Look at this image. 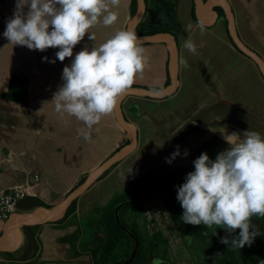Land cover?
Here are the masks:
<instances>
[{"label": "crops", "instance_id": "0c3cea01", "mask_svg": "<svg viewBox=\"0 0 264 264\" xmlns=\"http://www.w3.org/2000/svg\"><path fill=\"white\" fill-rule=\"evenodd\" d=\"M145 1L146 11L135 28L138 38L149 36L142 34L150 31L170 33L176 38L178 57L173 66L169 44H141L149 57V67L128 89L165 92L174 86V90L162 99L123 97L115 111L103 116L94 126L98 131L93 133V139L85 142L82 135L87 131L85 125L74 117H61L54 105L46 102H51L62 85L63 68L70 65L77 52L84 47H98L118 30L130 29L136 17H131L132 0H121L119 7L113 9L119 14L113 25L106 27L98 23L89 30L95 34L94 41L86 34L74 47L73 57L64 61L56 59L55 63L51 61L58 48L44 52L30 50L9 44L3 37L16 3V0H4L0 21V94L8 90L10 77L18 75L29 80V96L23 104L0 98V196L9 190L25 189L28 196L39 198L52 208L31 216L16 212L8 221L0 217V233L26 228L48 216L89 174L129 146L131 136L121 125L120 117L134 133L137 147L76 199L79 226L52 225L67 208L56 220L30 230H37L36 242L30 249L26 235L30 231L1 242L0 264H91L87 251L102 243L103 234L98 228L88 229L85 220L133 183L186 177L194 171L189 155L176 157L173 164L166 162L177 145L183 153L187 145H193L197 134L210 127L228 131L232 127L242 130L245 126L264 129V79L257 64L231 43L221 4L213 0L198 10L195 0ZM227 1L238 37L264 61V0ZM137 3L138 14V0ZM219 7L224 17L213 13ZM188 25H192L191 29ZM189 38L203 45L196 54L183 47ZM177 165L179 169L174 170ZM143 220L149 234L160 231L167 237L172 263L195 264L160 198L146 203ZM75 236L79 241L73 248L71 240ZM8 254L13 256L12 260Z\"/></svg>", "mask_w": 264, "mask_h": 264}, {"label": "clouds", "instance_id": "9594fccd", "mask_svg": "<svg viewBox=\"0 0 264 264\" xmlns=\"http://www.w3.org/2000/svg\"><path fill=\"white\" fill-rule=\"evenodd\" d=\"M121 0H16L13 16L7 20L3 37L9 44L30 50L58 48L55 60L73 57L74 47L85 35L95 40L89 30L102 23L111 26L118 20ZM27 9V11H25ZM192 25H188L191 29ZM200 31H204L201 24ZM191 38L183 47L196 54L199 47ZM48 60V57H44ZM149 57L137 33L130 29L116 31L98 47H84L62 71V85L51 102L61 117H74L82 122L83 140L88 142L97 132L102 117L111 114L120 97L137 77L149 67ZM228 148L211 159L202 152L193 161L194 171L187 173L184 183L177 186L176 199L186 224L205 225L216 235V228L238 235L221 243L231 248L251 246L260 230L251 218L264 217V134L250 130L225 136ZM187 156L180 146L167 163L178 156ZM250 229H252L250 231ZM153 264H162L157 258ZM264 264V262H261Z\"/></svg>", "mask_w": 264, "mask_h": 264}, {"label": "trees", "instance_id": "16d2710c", "mask_svg": "<svg viewBox=\"0 0 264 264\" xmlns=\"http://www.w3.org/2000/svg\"><path fill=\"white\" fill-rule=\"evenodd\" d=\"M3 7L4 0H0V21ZM137 9V0H132L131 17L136 16ZM217 11L220 13L219 17H224L223 9L217 8ZM193 18L196 19L194 11ZM154 33L157 31L142 35ZM233 46L240 52L234 44ZM28 96L29 80L18 75L10 77L8 90L0 94V98L15 104L27 102ZM117 165L118 163L105 171L97 181L105 178ZM184 181L185 177L171 176L154 182L133 183L115 194L104 206L95 209L84 224L88 229L98 228L103 234V241L87 251L91 264H153V260L157 258L162 264H175L170 261L167 237L160 231L149 234L146 228L147 222L142 219L144 221L142 224L141 221V217L146 212V203L154 198H160L167 207L171 222L180 233L195 264H261L264 262L263 237L257 236L251 246L246 245L242 249H235L221 243V238L227 237L231 240L238 235L239 229L235 233H228L224 229L222 234L214 235L203 224L191 225L182 221L183 209L176 199L177 191L164 189L171 186L177 187ZM82 183L83 181L80 184ZM76 204L77 200H74L64 215L52 225L56 228L78 225ZM51 208L52 206L39 198L31 196L19 200L16 204V212L24 216H31L40 210ZM36 231L26 234L29 249L36 242L34 239ZM189 240H193L194 243L191 245ZM78 241L79 238L75 236L71 240V246L76 248ZM194 248L198 250L197 254L193 253ZM8 257L10 260L13 258L10 254Z\"/></svg>", "mask_w": 264, "mask_h": 264}, {"label": "water", "instance_id": "95a60500", "mask_svg": "<svg viewBox=\"0 0 264 264\" xmlns=\"http://www.w3.org/2000/svg\"><path fill=\"white\" fill-rule=\"evenodd\" d=\"M140 4V10L136 17L133 19L130 30L135 31V28L139 24V22L143 18V14L146 11V1L145 0H138ZM213 0H195V5L198 10H201L202 5H207ZM219 4L224 8L228 20V28H229V36L232 41V43L235 45V47L244 55L252 59L258 66L260 73L264 79V61L263 59L253 50L248 48L238 37L236 30H235V24H234V15L233 11L231 9V6L227 0H217ZM213 13H215V10H213ZM141 44H150V43H167L171 47V60L173 66L176 65L177 57H178V47H177V41L175 36H173L170 33H158V34H152L146 37H143L140 39ZM173 82L176 84V77L175 73H173ZM174 90L171 88L168 91L165 92H156L153 90H144L139 88H130L128 89L121 97L127 96V95H136V96H142V97H148V98H154V99H162L168 96L172 91ZM119 99V100H120ZM120 122L123 128L127 130V132L131 136V143L126 148L118 151L116 154H114L111 158H109L106 162H104L99 168H97L94 172L89 174V176L85 179V181L75 190L73 191L67 198L64 200L59 206H56L53 208L48 216L45 218L39 220L36 223L31 224L30 226H27L26 228L18 229L15 231H6L0 233V243L7 240L14 238L20 234H23L26 231L33 230L37 228L38 226L44 225L46 223L52 222L56 220V218L65 211L71 203L76 200L97 178H99L105 171H107L109 168H111L114 164L120 162L125 157H127L129 154H131L135 148L137 147V139L134 135V133L131 131L130 127L126 123L123 118L120 117ZM164 190L167 191H177V187L171 186L169 188H166Z\"/></svg>", "mask_w": 264, "mask_h": 264}, {"label": "flooded vegetation", "instance_id": "af4514ba", "mask_svg": "<svg viewBox=\"0 0 264 264\" xmlns=\"http://www.w3.org/2000/svg\"><path fill=\"white\" fill-rule=\"evenodd\" d=\"M215 12L217 13L218 16H220V13L217 11V9H215ZM230 129L231 130L228 131L219 127H210L204 132L197 134L193 138V145H187L186 148L189 155V161L193 162L196 158L200 156L202 152H206L209 155V157L214 160L218 153L228 148V144L225 141V136L230 135L232 133L241 134V138H243V133L250 130H255L264 134V129L256 128V127L251 128L245 126V128H243L242 130H239L234 127ZM176 159L177 158H175L171 164H173V162H175ZM178 166L179 165L174 166L176 168L174 170L179 169ZM182 168H184V165L182 166Z\"/></svg>", "mask_w": 264, "mask_h": 264}, {"label": "built area", "instance_id": "2783aa9c", "mask_svg": "<svg viewBox=\"0 0 264 264\" xmlns=\"http://www.w3.org/2000/svg\"><path fill=\"white\" fill-rule=\"evenodd\" d=\"M28 196L25 189H13L0 196V217L8 221L16 213V204L19 200Z\"/></svg>", "mask_w": 264, "mask_h": 264}, {"label": "rangeland", "instance_id": "374dc122", "mask_svg": "<svg viewBox=\"0 0 264 264\" xmlns=\"http://www.w3.org/2000/svg\"><path fill=\"white\" fill-rule=\"evenodd\" d=\"M4 10H5V5H4ZM0 26H1V23H0ZM143 217H141V221H142ZM251 221H252V224L257 226L260 230V237H263L264 238V217H256V216H253L251 218ZM142 224H144V221H142ZM208 229V228H207ZM224 229L223 228H219L217 227L216 228V235H220L222 234ZM252 229H250L251 231ZM208 231L211 233V234H214L213 231L211 229H208ZM189 243L192 245L194 242L193 240H189ZM193 253L194 254H197L198 253V250L196 248L193 249ZM203 263V262H202Z\"/></svg>", "mask_w": 264, "mask_h": 264}]
</instances>
